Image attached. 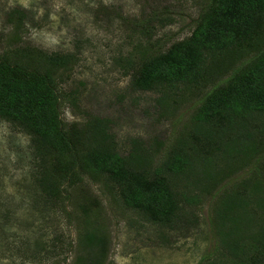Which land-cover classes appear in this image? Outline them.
I'll return each mask as SVG.
<instances>
[{
	"label": "trees",
	"instance_id": "obj_1",
	"mask_svg": "<svg viewBox=\"0 0 264 264\" xmlns=\"http://www.w3.org/2000/svg\"><path fill=\"white\" fill-rule=\"evenodd\" d=\"M198 8L190 34L169 47L153 41L158 29L174 22L168 13L120 17L139 51L137 66L125 62L131 89L158 93L161 117L195 100L182 131L166 146L133 138L120 151L110 119L85 114L67 123L62 106L77 104L76 91L60 95L57 84L75 55L17 48L27 18L18 9L7 13L13 29L7 44L16 48L0 58V120L28 137L30 192L44 208L63 204L65 193L87 179L135 213L140 226L188 232L205 194L218 237L215 259L264 264V0H200ZM161 145L160 154L154 148ZM246 169L238 182L220 188ZM82 192L79 243L88 251L75 264H102L106 239L92 222L88 189Z\"/></svg>",
	"mask_w": 264,
	"mask_h": 264
},
{
	"label": "rangeland",
	"instance_id": "obj_2",
	"mask_svg": "<svg viewBox=\"0 0 264 264\" xmlns=\"http://www.w3.org/2000/svg\"><path fill=\"white\" fill-rule=\"evenodd\" d=\"M199 1L0 0V58L10 57L13 48L25 45L47 53H74V65L57 84L60 95L76 91L78 99L73 108L64 103V120L79 122L85 114L110 119L120 151H126L133 138L146 146L156 138L166 146L182 131L195 100L178 104L161 117L154 104L158 93L131 89L125 62L130 58L137 66L139 51L120 17L141 19L151 12L168 13L174 22L158 29L153 41L169 47L190 34ZM13 9L27 17L19 33L23 42L16 46L7 44L13 30L6 22L7 13ZM154 149L160 154L165 150L163 145ZM31 153L28 137L0 120V264H75L76 257L88 251L79 243L83 220L77 208L86 189L89 210L96 216L92 222L106 239L102 264H229L215 259L219 257L218 237L209 223L210 196L200 195L199 220L188 232L140 226L135 213L87 179L65 193L68 198L63 204L44 208L30 192ZM247 171L232 176L220 188L238 182Z\"/></svg>",
	"mask_w": 264,
	"mask_h": 264
}]
</instances>
